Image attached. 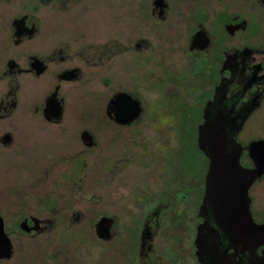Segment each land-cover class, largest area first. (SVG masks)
Segmentation results:
<instances>
[{
    "label": "flooded vegetation",
    "instance_id": "af4514ba",
    "mask_svg": "<svg viewBox=\"0 0 264 264\" xmlns=\"http://www.w3.org/2000/svg\"><path fill=\"white\" fill-rule=\"evenodd\" d=\"M36 1L0 0V264H264V175L251 216L215 214L208 184L217 143L244 177L264 139V0H135L134 40L87 55L43 34L47 6L89 0ZM84 67L107 72L101 118L68 104Z\"/></svg>",
    "mask_w": 264,
    "mask_h": 264
},
{
    "label": "rangeland",
    "instance_id": "374dc122",
    "mask_svg": "<svg viewBox=\"0 0 264 264\" xmlns=\"http://www.w3.org/2000/svg\"><path fill=\"white\" fill-rule=\"evenodd\" d=\"M125 1L126 6H124ZM36 3V0H31V5ZM73 5H71L70 9L64 10L57 4L52 3L44 9L46 27L43 37L48 44L63 39L66 44L70 45L73 52L78 50L87 55V50L92 44H102L108 40L122 38H127L128 41L134 40L135 22H137L135 0H111V6L104 0H89ZM144 15L148 20L146 15H149V13L144 11ZM125 21L130 22L127 29L123 26ZM158 32L159 36L165 37L168 36V33L173 31L160 28ZM178 33V36H184L183 32L178 31ZM246 33H250V30L246 31ZM134 54L135 53H128V62H130ZM116 60L117 66H119V58ZM80 65H82L81 62ZM83 69L84 75L81 80L67 84L71 88V91H73V99L70 100L68 104L69 106L72 104L74 117L77 119L87 117L101 118L105 115L102 106L106 101L110 88L107 82V72L103 67H84ZM115 72L119 76L118 67ZM51 80L49 75L48 82ZM111 87L114 88L113 86ZM255 124L256 132L264 135V124ZM79 144L81 143L79 142ZM191 146L193 151H195L193 141H191ZM79 148H82V146L79 145ZM5 184L6 181L3 183L0 182V189H2ZM96 192L103 194V190L97 189ZM79 196L84 197L85 200L87 199L84 201V210L85 212H89L92 202L91 196L89 194ZM257 207L263 208L264 206L257 204ZM64 217V225L62 227L63 229H68L69 227L65 221L66 216ZM83 217V223L73 226L72 229L90 228L93 218L97 216Z\"/></svg>",
    "mask_w": 264,
    "mask_h": 264
},
{
    "label": "water",
    "instance_id": "95a60500",
    "mask_svg": "<svg viewBox=\"0 0 264 264\" xmlns=\"http://www.w3.org/2000/svg\"><path fill=\"white\" fill-rule=\"evenodd\" d=\"M120 96L134 108V111H138L139 103L128 93H121ZM51 100L52 115L58 116L60 104L54 99ZM223 148L222 142L217 143L215 153L211 156L208 184L214 190L213 210L218 216H251L247 192L249 186L264 175V139L251 142L250 155L255 161V168L247 171L244 177H241L243 172L240 164L235 160L228 161ZM97 228L102 231L99 235L104 237L103 232L108 229V219L102 218ZM260 228L264 229V224Z\"/></svg>",
    "mask_w": 264,
    "mask_h": 264
}]
</instances>
